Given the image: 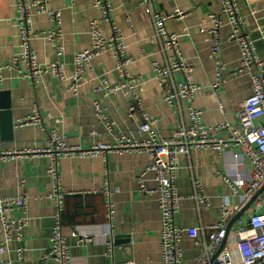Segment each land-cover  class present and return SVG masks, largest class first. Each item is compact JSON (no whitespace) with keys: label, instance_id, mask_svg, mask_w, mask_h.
<instances>
[{"label":"crops","instance_id":"1","mask_svg":"<svg viewBox=\"0 0 264 264\" xmlns=\"http://www.w3.org/2000/svg\"><path fill=\"white\" fill-rule=\"evenodd\" d=\"M31 1V0H28ZM49 9H59L62 14V32L60 40L64 55L65 72H73V55L88 49L91 45L89 23L101 18L102 12L94 7L92 0H42ZM246 19V28L256 40L258 53L264 58V41L256 29L257 24L264 26V15L259 14V21L247 17L250 6H258L264 0H237ZM114 24L120 29L128 45V53L133 58L129 66L131 73L143 79L145 110L156 116L162 136L168 137L180 124L189 126V111L185 101L178 106H170L161 98V89L154 79L151 61L165 63L167 51H163L155 38V26L152 12L172 13L182 10L188 13L183 19L166 21L169 31L181 34L180 49L183 57L191 63L192 79L199 86L194 97V106L202 111V121L211 126L228 122L236 125L237 111L252 93L250 77L235 70L241 59L238 44L229 39L231 27L227 18L220 30L222 62L229 70L226 80L218 89V96L211 91L214 83L216 65L210 57L213 39L206 31L212 26L208 16L219 13L220 0H109ZM16 0H0V64L19 52L20 31ZM32 28L43 31L52 26L47 14L33 13ZM105 36L112 33L109 24L103 26ZM187 32V34H186ZM32 48L38 62L49 64L56 59L54 48L45 39L32 41ZM115 59L111 52H106L93 61L87 70L78 96L68 90V82L59 81L52 73L41 75L37 87L30 78H17L11 71H4V81L0 91L9 93L13 129L10 137L0 131V150H21L25 148H44L47 146V130L56 129L66 137L70 145L103 141L111 143L112 136L106 131L95 114L96 95L93 86L97 77L106 74L113 82H119L114 71ZM25 69L26 65L23 64ZM176 81L182 78L176 75ZM105 105L108 117L114 122L117 131H121L138 141L147 139V134L139 131L141 119L138 114L129 115L132 100L119 92L111 98L100 97ZM221 103V105H220ZM38 105L43 123L27 127H17L16 121L30 115ZM1 130V124H0ZM96 130V135L91 131ZM237 148L226 150L222 154L214 150H192L189 154L178 157V169L174 180L177 193L182 197L176 215L177 226L184 231L181 248L183 264H194L201 254L195 239L202 238L201 227L216 223L220 218V195H229L234 203L239 197L226 184L225 177H238L252 168L247 157H240ZM150 159L145 152L108 153L96 157H63L60 161L61 184L67 191L75 192L67 196L63 214V225L70 253L76 264L87 261L89 264H161L160 240L161 219L156 195L142 190L138 177L149 165ZM49 159L46 156L25 157L10 161L0 160V195L4 198H16L26 194L28 226L21 242L9 243L10 257L13 264H53L45 259L51 244L54 224V201L47 197L51 190V177L47 172ZM146 189H154L157 182L154 174L148 172L144 177ZM105 180L111 188H118L113 194V217L108 218L106 202L101 190ZM194 183H199L211 207H198L191 198ZM13 215H17L13 213ZM235 217V216H234ZM230 219L232 225L228 243L233 247L234 260L240 263V254L234 255L235 230L246 220ZM233 231V232H232ZM89 233L93 240L78 243L76 235ZM114 236V237H113ZM113 237L120 243L113 246L111 256H107V241ZM117 237V238H116ZM3 236L0 231V242ZM19 245L28 250L24 260H19L14 249Z\"/></svg>","mask_w":264,"mask_h":264},{"label":"built area","instance_id":"2","mask_svg":"<svg viewBox=\"0 0 264 264\" xmlns=\"http://www.w3.org/2000/svg\"><path fill=\"white\" fill-rule=\"evenodd\" d=\"M147 0H142L146 2ZM247 1V0H246ZM219 13H211L208 18L212 26L206 31L211 35L210 57L216 65V73L211 91L218 96V89L226 80L229 70L222 62V48L220 30L223 20L231 27L229 39L238 44L241 52L239 66L230 71L238 75L247 73L250 77L252 93L240 103L237 111L236 125L223 122L207 126L202 121V111L194 106V97L199 86L193 82L191 63L186 61L180 49L181 34L169 31L166 21L170 19H183L188 13L176 10L172 13L152 12L155 26L154 39L169 53L165 63L151 61V70L154 79L160 86L161 98L170 106H178L185 101L189 111V126L180 124L168 137H164L158 126L159 119L145 110L143 79L140 75L130 72L129 66L133 58L128 53L126 39L120 29L114 24L109 0H92L94 7L101 10V18L93 19L89 23L91 45L88 49L73 55V72L67 75L65 63L61 60L64 50L60 43L63 36L62 14L59 9H49L42 0H16L18 9V22L20 31L21 50L13 54L9 60L0 64V86L5 77L4 71H11L17 78H30L37 87L41 75L51 68L53 75L62 82H68V90L78 96L79 88L87 70H90L93 61L106 52H111L115 59L114 71L119 82L111 81L106 74H101L93 86L96 95L94 110L98 121L105 126L112 136L111 143L98 141L89 146L82 144L70 145L66 137L56 129L47 130V146L44 148H25L21 150H0V160L10 161L25 157L46 156L49 159L47 172L51 177V190L47 197L54 201V224L51 233V244L45 254V259L53 264H76L66 241L65 227L62 215L65 210L67 196L75 192L67 191L61 184L60 161L63 157H96L106 156L108 153L145 152L150 163L141 172L137 181L139 187L147 193L156 195L161 219L160 261L161 264H183L181 241L184 231L176 224V215L179 210L181 195L177 193L174 180L178 169V157L189 154L192 150H214L222 154L226 150L237 148L240 157H247L251 169L234 178L225 177L226 184L233 191V196L239 197V203H234L229 195H220V218L213 225L202 226V238L195 239L200 246L201 254L194 264H264V58L258 53L256 40L246 28V19L242 13L241 5L237 0H220ZM150 3V0H149ZM247 17L259 21V14L264 15V1L258 6H250ZM47 14L52 20V26L43 31H34L32 28L33 13ZM109 24L112 30L110 36H105L103 26ZM256 29L264 41V26L257 24ZM187 34V32H186ZM45 39L55 50L56 59L49 64L38 62L32 48V41ZM26 68L23 69L22 65ZM176 75L182 80L176 81ZM124 91L132 102L129 115L138 114L141 119L139 131L147 134V139L138 141L121 131H117L114 122L108 117L107 109L100 102V97L111 98ZM221 105V103H220ZM222 106V105H221ZM43 123V117L38 105L32 113L18 119L17 127H27ZM96 130L91 135H96ZM154 174L157 186L146 189L143 177L148 173ZM118 188H111L109 181L105 180L101 193L106 202L108 218L113 217L112 196ZM198 207H211L209 197L203 193L199 183H194V192L191 195ZM26 194L16 198H4L0 195V231L3 239L0 242V264H13L9 258L12 240L21 242L28 226ZM242 210L246 220L235 230V244L240 254V263L234 260L233 247L228 243V230L230 219ZM16 213L17 215H13ZM233 232V231H232ZM114 237V236H113ZM113 237L107 241V256L112 255ZM78 243H87L93 240L89 233L76 235ZM226 243L219 254L212 260L221 243ZM27 248L19 245L14 249L19 260H24ZM82 264H89L87 261Z\"/></svg>","mask_w":264,"mask_h":264},{"label":"water","instance_id":"3","mask_svg":"<svg viewBox=\"0 0 264 264\" xmlns=\"http://www.w3.org/2000/svg\"><path fill=\"white\" fill-rule=\"evenodd\" d=\"M0 124H1V133L3 136H6L7 138L11 136L12 129H13V121H12V115H11V104L9 99V93L6 91H0ZM245 210H242L239 212L233 220L240 218L244 214ZM232 222L228 225V230L230 229ZM117 238V237H116ZM120 241L118 239H115L114 241V249ZM226 243V239L221 243L218 251L214 254L212 260L219 254V252L222 250Z\"/></svg>","mask_w":264,"mask_h":264},{"label":"rangeland","instance_id":"4","mask_svg":"<svg viewBox=\"0 0 264 264\" xmlns=\"http://www.w3.org/2000/svg\"><path fill=\"white\" fill-rule=\"evenodd\" d=\"M234 247H235V250H236V252H235V254L234 255H238L239 256V254H238V249H237V246H236V244L234 245Z\"/></svg>","mask_w":264,"mask_h":264},{"label":"trees","instance_id":"5","mask_svg":"<svg viewBox=\"0 0 264 264\" xmlns=\"http://www.w3.org/2000/svg\"><path fill=\"white\" fill-rule=\"evenodd\" d=\"M64 214V213H63ZM62 223H63V215H62Z\"/></svg>","mask_w":264,"mask_h":264}]
</instances>
